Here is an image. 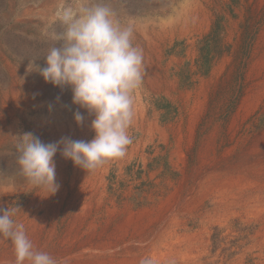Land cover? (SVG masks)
I'll list each match as a JSON object with an SVG mask.
<instances>
[{"label":"rangeland","instance_id":"rangeland-1","mask_svg":"<svg viewBox=\"0 0 264 264\" xmlns=\"http://www.w3.org/2000/svg\"><path fill=\"white\" fill-rule=\"evenodd\" d=\"M84 2L0 0V209L19 207L13 219L34 250L60 264H264L261 207L219 208L211 193L222 178L264 169V0H94L132 28L143 52L133 142L93 173L64 159L61 146L59 190L48 198L21 175L18 135L94 138V116L72 103L71 88L31 67L46 66L58 13ZM14 84L28 88L26 103L14 104ZM77 111L82 126L68 122ZM0 260L16 264L3 237Z\"/></svg>","mask_w":264,"mask_h":264},{"label":"clouds","instance_id":"clouds-1","mask_svg":"<svg viewBox=\"0 0 264 264\" xmlns=\"http://www.w3.org/2000/svg\"><path fill=\"white\" fill-rule=\"evenodd\" d=\"M61 31L56 43L44 55L46 66L31 64L33 71L61 90L71 88L72 103L87 110L91 141L62 137L44 143L31 132L18 135L17 158L26 182L53 196L59 190L54 157L62 156L87 173L123 159L132 144L129 129L134 121V93L143 80V52L133 45V30L122 26L115 12L104 3L85 0L78 8L65 7L58 13ZM77 126L85 120L74 113ZM21 209H0V237L11 241L16 264H60L46 252L35 251L25 226L13 217ZM141 264H153L142 259Z\"/></svg>","mask_w":264,"mask_h":264},{"label":"bare ground","instance_id":"bare-ground-1","mask_svg":"<svg viewBox=\"0 0 264 264\" xmlns=\"http://www.w3.org/2000/svg\"><path fill=\"white\" fill-rule=\"evenodd\" d=\"M28 95H29V92H28L27 87H23L22 85L20 86L17 84L13 85V89H12V98L13 99L12 100H13L14 104L21 105L23 103H26L28 101V98H29ZM83 114H84V112H83ZM68 122L70 123V125L76 124L74 119L69 120ZM72 128L73 127L70 126V129H72ZM216 186L213 187L211 190V193L214 195V197L216 199L215 200L216 207H219V208L226 207L227 208V207H231L233 205H236L237 203L242 204V202L243 203L246 202L247 204L245 206H243L244 208L253 205V206H256L259 208L261 207V209H262L261 211L264 213V169L262 167L247 169L246 171L244 170L242 172H239L234 176L222 178L217 183ZM249 202L250 203L252 202V204H248ZM248 211H249V209H248ZM191 236L192 235L189 236V234L186 233L180 237L179 241L180 242H188V241H190L189 239L192 238ZM197 238H198V236H197ZM167 245L170 246V244H167ZM171 247H173V246H171ZM167 248H169V247H167ZM172 249L175 251L174 247Z\"/></svg>","mask_w":264,"mask_h":264}]
</instances>
